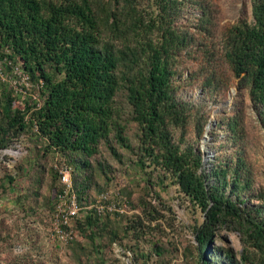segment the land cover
<instances>
[{
    "label": "trees",
    "instance_id": "16d2710c",
    "mask_svg": "<svg viewBox=\"0 0 264 264\" xmlns=\"http://www.w3.org/2000/svg\"><path fill=\"white\" fill-rule=\"evenodd\" d=\"M184 1L0 0V58L19 61L30 79L42 81V103L29 123L46 149L64 158L65 164L59 165L88 169L100 141L113 135L133 154V167L154 173L149 187L174 184L200 209L203 218L195 237L201 264H210L204 253L214 228L226 219L241 233L239 263L264 264V189L257 194L260 206L241 207L244 201L231 194L251 186L249 180L240 173L228 178V165L214 164L207 174L198 148L186 141L191 125L195 135L203 134L207 117L197 104L178 95V56L196 39L175 23ZM206 13L202 10L204 21ZM205 38L197 45L204 89L223 85L218 58L264 117V0H252L250 20L231 25L217 41L210 34ZM119 90L125 91L131 119L138 125L136 145L129 143L114 102ZM11 102L6 96L7 128L24 130L27 123L14 114ZM229 126L234 131V124ZM88 179L85 175L72 181L80 206ZM83 212L67 245L75 240L76 228L87 223L93 233L95 221L103 216Z\"/></svg>",
    "mask_w": 264,
    "mask_h": 264
},
{
    "label": "rangeland",
    "instance_id": "374dc122",
    "mask_svg": "<svg viewBox=\"0 0 264 264\" xmlns=\"http://www.w3.org/2000/svg\"><path fill=\"white\" fill-rule=\"evenodd\" d=\"M202 10L207 12V21ZM251 18L252 0H185L175 23L197 39L187 53L178 56V95L197 104L208 126L197 136L191 125L186 141L198 148L207 174L214 164H221L229 166L228 178L240 173L249 180L251 186L230 194L232 199L244 201L241 207L253 210L260 206L257 194L264 189L262 109L246 89L237 88L228 65L218 58L223 85L213 91L204 89L197 46L205 35L217 41L231 25ZM41 82L30 79L19 61L0 58V264H201L195 237V228L203 218L200 209L174 184L149 187L147 181L154 173L133 167V154L113 135L100 141L88 169L68 167L73 182L89 176V187L80 196V203L92 216L103 192L124 211L103 213L100 221H95L93 233L87 223L76 228L75 240L67 246L51 240L48 210L55 190L61 187L56 167L65 160L46 149L44 139L29 123L32 111L42 103ZM6 96L12 98L14 114L24 117V130L7 128L3 113ZM114 102L129 143L136 145L138 125L131 119L124 90L117 92ZM230 124H234V131H230ZM234 226L226 219L214 228L204 253L210 264H240L241 233Z\"/></svg>",
    "mask_w": 264,
    "mask_h": 264
},
{
    "label": "built area",
    "instance_id": "2783aa9c",
    "mask_svg": "<svg viewBox=\"0 0 264 264\" xmlns=\"http://www.w3.org/2000/svg\"><path fill=\"white\" fill-rule=\"evenodd\" d=\"M56 168L61 187L56 192L54 209L50 218L49 237L63 247L73 239L75 221L81 218L85 209L79 205L73 192L70 168L62 164L57 165ZM94 210L97 214L122 213L124 208L120 207L116 201L110 200L108 192H103Z\"/></svg>",
    "mask_w": 264,
    "mask_h": 264
},
{
    "label": "water",
    "instance_id": "95a60500",
    "mask_svg": "<svg viewBox=\"0 0 264 264\" xmlns=\"http://www.w3.org/2000/svg\"><path fill=\"white\" fill-rule=\"evenodd\" d=\"M207 127H208V126H207V125H205V128H206V129H207Z\"/></svg>",
    "mask_w": 264,
    "mask_h": 264
}]
</instances>
